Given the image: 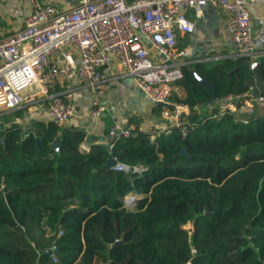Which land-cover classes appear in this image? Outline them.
Listing matches in <instances>:
<instances>
[{"label": "trees", "instance_id": "obj_1", "mask_svg": "<svg viewBox=\"0 0 264 264\" xmlns=\"http://www.w3.org/2000/svg\"><path fill=\"white\" fill-rule=\"evenodd\" d=\"M182 71L176 84L185 97L174 101L198 123L186 136L174 130L150 141L136 126L111 151L97 143L82 154L85 134L51 120L34 122L26 136L15 125L3 130L0 264H264V113L242 123L197 110L219 112L225 95L253 86L250 62L195 66L213 84L214 103L191 70ZM111 156L147 169L112 171ZM134 189L145 196L128 209L123 197ZM188 221L190 230L182 227Z\"/></svg>", "mask_w": 264, "mask_h": 264}, {"label": "built area", "instance_id": "obj_2", "mask_svg": "<svg viewBox=\"0 0 264 264\" xmlns=\"http://www.w3.org/2000/svg\"><path fill=\"white\" fill-rule=\"evenodd\" d=\"M255 1L258 0H76L71 7L61 9L44 0H29L30 14L24 26L0 38V110L43 95L47 98L49 120L62 127L75 112L70 84L77 81L89 88L90 113L99 117L109 109L103 100V68L116 63L150 102L169 104L160 110L164 126L149 134L150 141L174 130L186 136L198 123L189 121L184 104L170 101L187 57L176 43V31L192 32L195 26L185 9L217 4L227 11L233 56L249 58L254 46L248 5ZM57 84L64 88L54 91ZM252 88L225 95L221 110L209 111L208 115L219 118L231 114L234 120L246 123L251 109L264 107V94L255 95ZM111 117L109 151L117 138L129 137L137 128L114 114ZM4 134L0 129V142ZM78 151L88 153L89 144L80 142ZM111 158L115 160L109 166L112 171L141 175L147 169ZM135 201L134 196H127L124 205L132 207ZM51 256L57 259L53 253Z\"/></svg>", "mask_w": 264, "mask_h": 264}, {"label": "crops", "instance_id": "obj_3", "mask_svg": "<svg viewBox=\"0 0 264 264\" xmlns=\"http://www.w3.org/2000/svg\"><path fill=\"white\" fill-rule=\"evenodd\" d=\"M44 1L51 2L61 9H67L76 0ZM248 9L251 16L254 46L253 55L248 60L250 63L253 61L261 63L264 60V0L249 4ZM29 14V0H0V38L22 28ZM185 14L189 20L195 23L192 32L176 31V43L187 53L186 67L190 70H195L196 65L208 68L224 59L236 58L233 56L234 46L228 30L227 11L217 4H207L201 8H187ZM73 54L76 55L75 49ZM103 73L106 84L103 100L104 103L109 104L108 111L99 117L92 116L89 88L80 82H73L70 84V89L73 92L75 112L62 127L82 131L85 134L83 141L90 146L109 142L108 131L113 123L111 114H114L123 123H134L141 131L148 134L164 126L160 111L157 112L155 109L156 105L150 103L133 84L131 77L123 74L116 63L103 68ZM63 88V85L57 84L53 90H62ZM184 97L185 90L175 83L170 101L178 103L174 101V98ZM46 105L47 98L43 95H36L19 106L0 110V129L5 131L15 125L20 127L24 134L30 130L34 122L49 121ZM221 105L222 100L216 103V106L221 107ZM197 110L199 113L208 114L211 108L204 106ZM184 111L189 114L187 105H185ZM262 112L264 113V107L255 106L250 110V116ZM88 136H90V140L87 139ZM134 194L138 196L135 200L140 199V193L135 192ZM124 197L123 202H125Z\"/></svg>", "mask_w": 264, "mask_h": 264}, {"label": "water", "instance_id": "obj_4", "mask_svg": "<svg viewBox=\"0 0 264 264\" xmlns=\"http://www.w3.org/2000/svg\"><path fill=\"white\" fill-rule=\"evenodd\" d=\"M250 69L253 72L254 75V84H253V88H252V92L255 95L258 94H264V78L261 72V64L258 61H253L250 63ZM238 70V66H236L234 68V72H237ZM191 73L193 74V76L199 81L200 84L204 85L210 92L212 95V99H211V103H214L217 101V95H216V90L213 86V84L208 81L206 78H202L200 77L195 70H191ZM156 106L158 107H168L169 104H165V103H157ZM88 140H90V136L87 137ZM40 141V137H36V142L38 143ZM54 146L55 149L59 152L60 151V146L61 143L59 141L54 142ZM180 154L181 155H187V150L186 147H182L180 149ZM115 160L113 158H109L107 160V168H109L110 164L113 163ZM120 242V240H116L112 245L114 246L116 243ZM54 250H56V247L54 245L53 247Z\"/></svg>", "mask_w": 264, "mask_h": 264}, {"label": "rangeland", "instance_id": "obj_5", "mask_svg": "<svg viewBox=\"0 0 264 264\" xmlns=\"http://www.w3.org/2000/svg\"><path fill=\"white\" fill-rule=\"evenodd\" d=\"M150 103H151V102H150ZM151 104H153V103H151ZM153 105H156V104H153ZM135 192H136V190L134 189L133 191H131L130 193H128L126 196H130V195L133 196V194H134ZM134 196H135V198H136V197L138 198L137 195L134 194ZM144 196H145V195H143L142 193L139 194V197H140V198H141V197H144ZM124 198H125V197H124ZM126 208H128V209H134V208H135V205H133L132 207H126ZM182 227L185 228V229L190 230V229L192 228V224H191L190 221H188L187 223L183 224ZM45 229H46L47 232L51 233V231H49L48 227H45Z\"/></svg>", "mask_w": 264, "mask_h": 264}]
</instances>
